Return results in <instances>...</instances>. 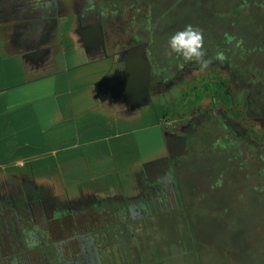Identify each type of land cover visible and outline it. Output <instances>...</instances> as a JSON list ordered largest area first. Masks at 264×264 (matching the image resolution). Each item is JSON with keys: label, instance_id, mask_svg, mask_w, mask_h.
I'll list each match as a JSON object with an SVG mask.
<instances>
[{"label": "flooded vegetation", "instance_id": "flooded-vegetation-1", "mask_svg": "<svg viewBox=\"0 0 264 264\" xmlns=\"http://www.w3.org/2000/svg\"><path fill=\"white\" fill-rule=\"evenodd\" d=\"M26 2L48 7L31 30L18 20ZM213 2L219 7H212ZM70 13L117 57L118 64H132L134 53L149 63L146 93L117 96V102L130 106L147 102L153 110L165 105L162 129L167 155L139 172L130 196L57 197L33 179L17 175L0 179V264H135L133 256L145 249L136 235L143 219L174 207L181 194L175 158L193 151L201 155L204 149H228L234 133L240 134L238 124L234 127L238 122L235 99L243 118L256 122L242 127V135L259 142L254 132L258 130L264 139V0H0L3 18L18 22V40L33 47L49 42L59 17ZM202 15L206 23L192 22ZM167 17L173 23L166 25ZM185 19L203 33L204 59L210 61L207 68L185 61L157 39L183 30ZM251 20L257 22V30L249 27ZM254 31L259 43V90L246 76L251 65L249 37ZM218 53H223V60L216 58ZM214 83L218 98L213 92L203 93ZM182 142L184 153L170 159L169 152ZM130 220L133 227L126 226ZM178 240L182 251L188 249ZM193 240L198 245L197 237Z\"/></svg>", "mask_w": 264, "mask_h": 264}, {"label": "crops", "instance_id": "crops-1", "mask_svg": "<svg viewBox=\"0 0 264 264\" xmlns=\"http://www.w3.org/2000/svg\"><path fill=\"white\" fill-rule=\"evenodd\" d=\"M17 23L0 14V179H33L57 197L133 195L139 172L168 147L160 120L150 127H161V151L146 159L138 128L119 127L148 107L153 112L147 102H117L120 81L113 78L125 66L72 13L59 17L40 47L18 40ZM108 57L116 64L99 66Z\"/></svg>", "mask_w": 264, "mask_h": 264}, {"label": "rangeland", "instance_id": "rangeland-1", "mask_svg": "<svg viewBox=\"0 0 264 264\" xmlns=\"http://www.w3.org/2000/svg\"><path fill=\"white\" fill-rule=\"evenodd\" d=\"M211 6L219 7L214 2ZM217 10L219 11L218 8ZM187 12L192 14L195 11ZM199 19L201 20L192 22L200 24L197 26L207 22L203 15ZM164 23L167 25L173 21L167 17ZM183 23L185 27L191 25L187 19ZM172 34L174 33L158 35L157 39L168 45ZM161 56L167 58L164 54ZM177 98L176 96V100ZM163 108L164 104H158L152 112L148 107L147 111L144 109V116L119 124L120 128H138L136 136L143 159L151 152L161 151L158 133L161 127L150 126L157 120L164 126ZM143 126L148 127L141 129ZM107 129L113 130L114 127L107 125ZM218 159L216 152L204 157L194 151L191 155L175 158V163L180 168L178 178L181 194L175 198L174 207L168 204V210L164 209L158 216L148 215L143 219L142 230L136 235L145 249L133 256L135 264L141 260L145 264H264V205L253 199V193L245 188L246 183L235 179L237 175L233 171L226 178H219L217 168L212 164L213 161H220ZM114 176L118 179L123 173ZM212 180L216 182L211 186ZM120 222L123 223H118ZM133 223L130 220L126 226L133 227ZM222 223L231 232L242 231L245 236L243 240L235 243L236 247L231 252L225 249L226 252L221 253L225 245L220 234ZM191 233L197 237L198 245L193 244L195 241ZM178 237L181 238L183 246H188L189 252L182 251L178 246Z\"/></svg>", "mask_w": 264, "mask_h": 264}, {"label": "trees", "instance_id": "trees-1", "mask_svg": "<svg viewBox=\"0 0 264 264\" xmlns=\"http://www.w3.org/2000/svg\"><path fill=\"white\" fill-rule=\"evenodd\" d=\"M249 27L251 30H257V22L251 20ZM255 32L257 31L251 33L249 37V56L251 65L246 71V76L249 77L253 88L259 90L261 89V85L258 80L259 69L257 67L259 43L258 35ZM217 87L218 84L214 83L211 85V88L203 90V93L210 91L213 92V97L218 98L219 91H214V88ZM233 109L238 110V115L236 117L238 122L234 123V127L238 124L237 126H239V129L236 130L240 132V134L234 133L233 145H231L228 149H204L201 155L207 157L210 153H218L220 161H213L212 163L217 168L218 177L221 176L226 178L225 176L229 175V173L233 171V173H236L237 175L235 179L243 180L246 183L245 188L253 193V199L264 205V139H262L263 136L261 132L255 130L254 132L261 138L259 142L263 141V144H259V142L254 139L247 141L241 133L242 127H245L247 124L254 126L256 122L252 121V119L243 118V111L236 99L233 101ZM227 156L231 157V165H229V163L227 164ZM215 182L216 180H212L210 185L212 186ZM230 230L231 229L229 228L226 229L225 223L221 224L220 234L223 236L225 242V245L221 249V253L226 251L231 252L236 247L235 243L245 238V236L242 235V231L234 230L231 232ZM191 235V237L194 238V234L191 233ZM193 244L195 245V243ZM186 247L188 248V246ZM186 251L189 252V250L185 248L184 252Z\"/></svg>", "mask_w": 264, "mask_h": 264}, {"label": "water", "instance_id": "water-1", "mask_svg": "<svg viewBox=\"0 0 264 264\" xmlns=\"http://www.w3.org/2000/svg\"><path fill=\"white\" fill-rule=\"evenodd\" d=\"M22 14L18 17V20L26 24L31 30L34 27V23L40 18L41 13H46L47 6L40 5L35 2H26L22 5ZM135 59L132 64H127L125 70L120 72L113 80L120 81V93L117 94L119 98L136 93L144 94L148 87L149 78V63L138 57V53H134ZM116 64L114 57L105 58L99 66L112 68ZM185 144L181 143V146L175 151L169 152V158L172 159L175 156L182 155L184 153Z\"/></svg>", "mask_w": 264, "mask_h": 264}, {"label": "clouds", "instance_id": "clouds-1", "mask_svg": "<svg viewBox=\"0 0 264 264\" xmlns=\"http://www.w3.org/2000/svg\"><path fill=\"white\" fill-rule=\"evenodd\" d=\"M231 39V37H229ZM204 38L203 33L192 25L186 26L183 30L172 34L168 39V47L171 52L182 56L185 61H196L202 69L209 66L210 61L204 59ZM218 60H223V53H218Z\"/></svg>", "mask_w": 264, "mask_h": 264}]
</instances>
